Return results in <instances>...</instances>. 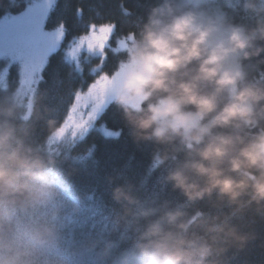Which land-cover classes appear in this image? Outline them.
Here are the masks:
<instances>
[{
	"label": "clouds",
	"instance_id": "clouds-1",
	"mask_svg": "<svg viewBox=\"0 0 264 264\" xmlns=\"http://www.w3.org/2000/svg\"><path fill=\"white\" fill-rule=\"evenodd\" d=\"M200 3L160 0L152 6L138 30L125 35L127 55L105 87L123 109L134 140L183 146L184 160L165 180L189 203L215 193L229 204L264 207V83L249 80L244 64L264 53V43H257L264 41V7L245 0L244 9L258 17L248 27L210 15ZM251 128L259 130L249 133ZM17 133L18 126L0 123V264H32L53 236L45 225L8 223L16 206L45 205L57 195L47 171L52 159L26 146ZM180 150L173 146L155 158L164 162ZM113 198L137 203L123 187L114 189ZM184 215L166 211L146 223L134 242L144 264H220L210 259L225 250L217 241L245 242L235 228H205L225 232L211 242L189 234ZM6 232L16 236L8 239Z\"/></svg>",
	"mask_w": 264,
	"mask_h": 264
},
{
	"label": "trees",
	"instance_id": "trees-1",
	"mask_svg": "<svg viewBox=\"0 0 264 264\" xmlns=\"http://www.w3.org/2000/svg\"><path fill=\"white\" fill-rule=\"evenodd\" d=\"M28 2L0 0V15L21 10ZM215 2L223 4L225 20L255 27L257 14L244 9L245 0H206L197 7L209 8ZM256 2L257 7H264V3ZM158 3L160 0H55L45 24L47 27L65 25V35L61 47L50 54L44 66L31 114L24 116L23 105L13 91L18 76L15 63L11 66L8 85L0 82V123L7 121L18 126L17 134L22 136L23 143L53 161L47 171L57 195L45 205L25 209L16 206L8 221L12 225H45L52 229L50 242L39 249L32 264H144L134 242L149 220L177 210L185 214L182 219L189 225V234L195 232L211 242L212 236L224 237L228 228H235L238 235L246 238L243 244L231 237L227 242L217 241L216 247L225 250L210 259H217L220 264H264V207L254 203L229 204L215 193L210 198L189 203L165 180L169 170L184 160L183 146L178 142L175 145H158L152 140L137 142L124 119L123 109L113 101L103 109L98 122L120 129L118 134L107 135L99 127H93L69 149L48 143L49 136L68 113L76 91L95 78L93 68L102 58L91 56L80 70L67 59L64 46L74 36L87 31L89 24L106 22L115 23L111 38L115 44L118 37L138 30L146 21L149 9ZM78 8L82 9L81 17L76 11ZM105 55L103 70L112 72L126 57L127 49L119 50L109 44ZM261 58L264 53L260 58L244 61L248 79L254 83H264V64H257ZM2 63L0 59V67ZM173 146L181 150L164 162L155 158ZM118 187H123L137 203L117 202L113 191ZM126 209L131 214H126ZM148 209L155 210L154 214L140 215ZM209 226L225 228V232L206 233L205 228ZM6 235L12 239L16 233L6 232Z\"/></svg>",
	"mask_w": 264,
	"mask_h": 264
},
{
	"label": "rangeland",
	"instance_id": "rangeland-1",
	"mask_svg": "<svg viewBox=\"0 0 264 264\" xmlns=\"http://www.w3.org/2000/svg\"><path fill=\"white\" fill-rule=\"evenodd\" d=\"M202 1L204 2L206 0ZM224 1L235 2L239 0ZM54 2L55 0H29L25 8L18 11H8L0 15V28L4 29L5 39V47L0 48V59L3 60V63L0 67V82L4 85H8L11 66L13 63H15L17 66L18 76L15 80L14 93L23 105V114L25 117L31 114L33 109L34 91L41 78L40 74L43 72L48 58L54 50L61 47L64 39V28L61 32V29L57 28L58 25L54 27H47L45 24L46 16ZM259 2L264 3V0H259ZM36 6H39L41 9L37 15L33 16L32 13H29V9H35ZM204 10H206L210 15L221 17L223 19L225 17V8L221 2L211 3L209 8H204ZM25 13H28V16L25 17ZM20 17H24V21L17 19ZM27 20H31L33 24H38L40 31L42 33L52 35L53 39L54 32L60 33L61 36L60 39L56 40L55 46L48 51L40 71L37 73L33 72L31 77L22 76L25 71L26 57L21 55L18 51L13 50L8 44V42L17 40L19 36L25 34L24 23ZM105 24L115 26L114 22L97 23L96 25ZM95 31L98 33L99 30L96 29ZM114 31L109 28L110 39L104 41L103 47L95 45L92 48H89L88 39H90L92 36V32L89 31V29L84 33L82 32L81 34L74 36V38L69 40L64 46L65 56L68 60L73 62L77 69L80 70L84 68L85 61L87 62L91 56H101L102 58L101 61L93 68V71L96 73L95 78L92 79L86 86H83L76 91L75 96L78 97V99L73 100L64 120L49 136L48 143L52 144V147L59 146V148L62 149H69L72 144L83 138V136H85L87 132L93 127H99L107 135L108 133L114 135L120 132V129L107 126L104 121L98 122L101 112L107 106V104L112 101V93L106 87H104L102 90L99 88L89 90L87 87L92 83L93 80H96L103 73H113V71L109 72L106 70H103V72L98 71L101 64L103 65L105 62L104 57L106 56V46L112 44L119 50L127 49L128 40L125 38L126 34L118 37L115 44L111 42ZM85 34L87 35L88 39H85ZM32 47L34 46L31 44V42H29L26 47L22 46V50L28 51ZM108 77L110 79L112 78L110 75H108Z\"/></svg>",
	"mask_w": 264,
	"mask_h": 264
},
{
	"label": "snow or ice",
	"instance_id": "snow-or-ice-1",
	"mask_svg": "<svg viewBox=\"0 0 264 264\" xmlns=\"http://www.w3.org/2000/svg\"><path fill=\"white\" fill-rule=\"evenodd\" d=\"M41 8L39 6H36L35 9H29V13H32L33 16L37 15L39 13V10ZM77 13L80 14V17L82 16V9L78 8ZM28 16V13H25V17ZM22 21H24V17L17 18ZM25 27V34L19 36L17 40H13L8 42V44L11 46L13 50L18 51L21 55H24L26 57L25 62V71L22 74V76L31 77V74L33 72H39L41 66L43 65L44 58L47 55L48 51L51 50L55 44L56 40L60 39V33L54 32V39L53 36L47 33H42L40 31V27L38 24H33L31 20H27L24 23ZM65 25L59 24L57 28L61 29V32L63 31V28ZM109 28H111L112 31L115 30L114 25H96L94 23H91L88 25L89 31L92 32V36L90 39H88L87 35L85 34V39H88L89 48H92L95 45H99L101 47L104 46V41L110 39L109 36ZM98 29L97 31H95ZM29 42L34 46L28 51H23L22 46L26 47ZM5 47V39H4V29L0 28V48ZM104 59L106 60L107 57L105 56ZM100 71L103 72V65L100 66ZM95 74V73H93ZM41 79H43L42 73L40 74ZM114 79V77H112ZM109 77L107 73H103L100 75L96 80H93L91 84H89L87 87L89 90H94L99 88L102 90L105 87V83L109 81ZM74 99H78V97L74 96ZM108 135H111V133H108Z\"/></svg>",
	"mask_w": 264,
	"mask_h": 264
}]
</instances>
